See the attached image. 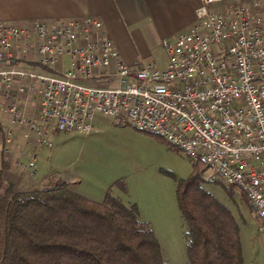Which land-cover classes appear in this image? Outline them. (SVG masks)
I'll return each instance as SVG.
<instances>
[{
    "label": "built area",
    "instance_id": "1",
    "mask_svg": "<svg viewBox=\"0 0 264 264\" xmlns=\"http://www.w3.org/2000/svg\"><path fill=\"white\" fill-rule=\"evenodd\" d=\"M200 0L189 30L165 38L164 66L124 62L101 20H0V119L6 147L25 126L29 152L19 165L37 171V152L58 133H88L99 117L158 134L209 173L259 202L264 233V0ZM79 81H89L83 84ZM7 150V148H5Z\"/></svg>",
    "mask_w": 264,
    "mask_h": 264
},
{
    "label": "rangeland",
    "instance_id": "2",
    "mask_svg": "<svg viewBox=\"0 0 264 264\" xmlns=\"http://www.w3.org/2000/svg\"><path fill=\"white\" fill-rule=\"evenodd\" d=\"M233 2L221 0L207 6V10L223 11L232 7ZM162 41L153 39L144 55L161 67L167 62ZM79 82L89 84V81ZM3 127L0 119V179L4 180V185L11 184L16 190H23L43 186L49 176L63 178L67 175L76 176L79 181L78 189H72L92 200H102L108 190L114 196L118 193L125 203L136 202L140 219L150 224L159 242L163 260L168 264H187L186 223L179 210L177 190L196 172L198 187L210 193L229 212L242 264H264V233L259 231L261 221L257 219V210L245 201V193L228 185L222 177L213 182L204 180L205 173L201 170L210 172L205 163L191 161L158 134L99 117L94 121V129L86 134H53L50 137L53 146L37 152L34 175L25 165H19L20 161H25L19 153L33 149L23 136L25 126L14 127L12 142L6 147Z\"/></svg>",
    "mask_w": 264,
    "mask_h": 264
},
{
    "label": "trees",
    "instance_id": "3",
    "mask_svg": "<svg viewBox=\"0 0 264 264\" xmlns=\"http://www.w3.org/2000/svg\"><path fill=\"white\" fill-rule=\"evenodd\" d=\"M198 179L193 173L177 190L187 264H242L229 212L198 187ZM3 183L0 179V264H168L137 205L109 190L96 201L57 175L23 190Z\"/></svg>",
    "mask_w": 264,
    "mask_h": 264
},
{
    "label": "crops",
    "instance_id": "4",
    "mask_svg": "<svg viewBox=\"0 0 264 264\" xmlns=\"http://www.w3.org/2000/svg\"><path fill=\"white\" fill-rule=\"evenodd\" d=\"M202 13L200 0H0V20L14 23L83 16L101 20L121 59L129 65L150 59L144 55L153 39L175 37L189 30ZM75 177L63 175L76 190L79 181ZM138 211L141 218L139 207Z\"/></svg>",
    "mask_w": 264,
    "mask_h": 264
},
{
    "label": "bare ground",
    "instance_id": "5",
    "mask_svg": "<svg viewBox=\"0 0 264 264\" xmlns=\"http://www.w3.org/2000/svg\"><path fill=\"white\" fill-rule=\"evenodd\" d=\"M200 161L206 164V155H198V162ZM249 202L257 211H259V202H257L256 199H249Z\"/></svg>",
    "mask_w": 264,
    "mask_h": 264
}]
</instances>
